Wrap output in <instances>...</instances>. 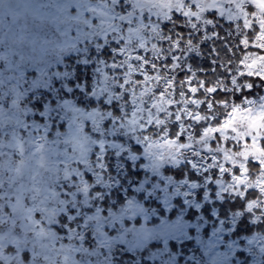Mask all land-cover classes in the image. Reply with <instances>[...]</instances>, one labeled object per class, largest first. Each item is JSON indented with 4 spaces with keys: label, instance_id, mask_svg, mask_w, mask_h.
Returning <instances> with one entry per match:
<instances>
[{
    "label": "snow or ice",
    "instance_id": "obj_1",
    "mask_svg": "<svg viewBox=\"0 0 264 264\" xmlns=\"http://www.w3.org/2000/svg\"><path fill=\"white\" fill-rule=\"evenodd\" d=\"M0 264H264V0H0Z\"/></svg>",
    "mask_w": 264,
    "mask_h": 264
}]
</instances>
